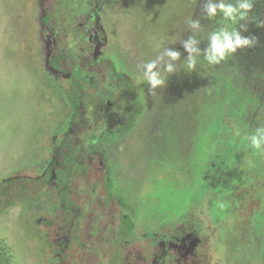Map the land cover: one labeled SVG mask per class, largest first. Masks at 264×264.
Wrapping results in <instances>:
<instances>
[{
    "label": "rangeland",
    "instance_id": "obj_1",
    "mask_svg": "<svg viewBox=\"0 0 264 264\" xmlns=\"http://www.w3.org/2000/svg\"><path fill=\"white\" fill-rule=\"evenodd\" d=\"M75 1L0 0V264H264V156L242 145L264 125V0L254 46L156 94L138 66L189 14L210 30L204 0H87L83 79Z\"/></svg>",
    "mask_w": 264,
    "mask_h": 264
},
{
    "label": "clouds",
    "instance_id": "obj_2",
    "mask_svg": "<svg viewBox=\"0 0 264 264\" xmlns=\"http://www.w3.org/2000/svg\"><path fill=\"white\" fill-rule=\"evenodd\" d=\"M195 2L192 0V5ZM254 3L255 0H204L202 19L213 23L210 30L202 26L200 19L193 20L189 14L184 20L183 29L191 33L187 39L181 40L179 35H174L169 37L171 43L165 44L163 40L153 38L155 58L138 66V82L148 85L150 94H156L158 89L166 86L169 77L180 70L192 73L201 64L214 68L238 50L254 46L255 37L242 35L247 28L241 23L248 20ZM257 27H264V22L258 23ZM205 40L206 47L201 49L200 45ZM178 41L186 53L183 60L179 50L167 47ZM235 135L239 137L240 131L237 130ZM242 145L254 155L264 156V125L247 133Z\"/></svg>",
    "mask_w": 264,
    "mask_h": 264
},
{
    "label": "flooded vegetation",
    "instance_id": "obj_3",
    "mask_svg": "<svg viewBox=\"0 0 264 264\" xmlns=\"http://www.w3.org/2000/svg\"><path fill=\"white\" fill-rule=\"evenodd\" d=\"M77 4V14L73 15L71 14L72 10L68 9V11L70 12L69 17L67 19V21L69 22L70 26H74L75 28H77V33L80 36V40L81 42L85 43V46L82 44H74L70 47V52H69V57H72L73 63L74 64V71L72 76H74L76 79H83L85 78V74L81 71V63L83 62V59L88 58L87 56L90 57V59H92V55L90 54L92 51V45L94 47L95 43L94 41L91 39V36L87 33L86 28H89V24L91 23L90 21H88L87 18V14L86 11L88 10V3L87 0H79L76 1ZM90 10V9H89ZM88 10V11H89ZM91 49V50H90ZM86 51H88L86 53ZM82 61V62H81ZM109 86H111V83L109 84ZM93 155L97 154L96 152L92 153ZM260 182H258V184L260 185H264V180L262 181L261 179H259ZM263 183V184H262ZM159 243H163V244H167L168 242L166 241V238L164 236L160 237L158 239ZM186 241H184V239L181 240L180 244L178 245L179 249H183V247L186 245Z\"/></svg>",
    "mask_w": 264,
    "mask_h": 264
},
{
    "label": "trees",
    "instance_id": "obj_4",
    "mask_svg": "<svg viewBox=\"0 0 264 264\" xmlns=\"http://www.w3.org/2000/svg\"><path fill=\"white\" fill-rule=\"evenodd\" d=\"M71 7V14L75 15L77 14L76 10H77V4H76V1L72 3V5L70 6ZM232 126L238 130V127L236 128L235 125L232 124Z\"/></svg>",
    "mask_w": 264,
    "mask_h": 264
}]
</instances>
